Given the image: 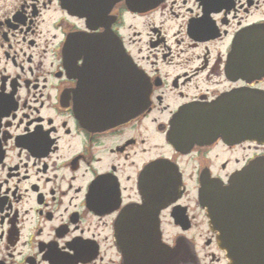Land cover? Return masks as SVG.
<instances>
[{"label":"flooded vegetation","instance_id":"flooded-vegetation-1","mask_svg":"<svg viewBox=\"0 0 264 264\" xmlns=\"http://www.w3.org/2000/svg\"><path fill=\"white\" fill-rule=\"evenodd\" d=\"M259 24L264 0H0V264H134L161 243L163 264H228L200 188L264 144L189 143V108L264 90L229 66Z\"/></svg>","mask_w":264,"mask_h":264},{"label":"water","instance_id":"water-1","mask_svg":"<svg viewBox=\"0 0 264 264\" xmlns=\"http://www.w3.org/2000/svg\"><path fill=\"white\" fill-rule=\"evenodd\" d=\"M127 1L130 4L138 0ZM109 32L107 27L104 33ZM76 41L70 36L66 44V57L71 62L75 58ZM108 43L116 44V39H110ZM229 66L231 73L240 72L243 77L264 75V25L252 26L242 32L234 44ZM134 70L131 67L130 74ZM148 91L147 87L142 103L130 102L121 106L118 119H126L145 108ZM189 131L192 132L189 143L206 142L221 136L226 141L252 140L264 144V90L242 88L241 92L229 94L212 106L190 107ZM200 201L207 210L210 226L218 234L221 248L227 252L229 264H264V155L252 160L226 186L203 184ZM166 204L168 202H162L161 207ZM125 235L120 229V249L123 245L129 246ZM129 237L130 249L144 241L139 232H130ZM156 241L160 243L159 234ZM157 245L156 256L146 260L137 254L134 264H163L164 258L170 256L165 255L163 243Z\"/></svg>","mask_w":264,"mask_h":264},{"label":"rangeland","instance_id":"rangeland-1","mask_svg":"<svg viewBox=\"0 0 264 264\" xmlns=\"http://www.w3.org/2000/svg\"><path fill=\"white\" fill-rule=\"evenodd\" d=\"M138 27H139L140 29H143V26H141V25H139ZM194 193H195V192H194ZM202 219H203V217H200L199 220H198L199 222H198V224H197V227H198V228H197V231H199V230L201 231V228H202V227L207 228V222H206V220H205V221L203 220V222H202ZM203 240H204V239H203ZM199 242L201 243V240H200ZM208 262H209V258H206V260L204 259V263H205V264H207Z\"/></svg>","mask_w":264,"mask_h":264}]
</instances>
